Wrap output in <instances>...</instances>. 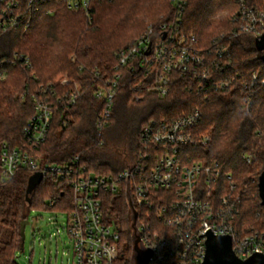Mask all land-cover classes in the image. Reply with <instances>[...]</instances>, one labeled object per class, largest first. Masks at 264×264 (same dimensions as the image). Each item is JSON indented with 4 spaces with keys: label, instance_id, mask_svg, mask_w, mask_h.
I'll return each instance as SVG.
<instances>
[{
    "label": "trees",
    "instance_id": "1",
    "mask_svg": "<svg viewBox=\"0 0 264 264\" xmlns=\"http://www.w3.org/2000/svg\"><path fill=\"white\" fill-rule=\"evenodd\" d=\"M241 1L189 0L182 16L183 34L199 48L214 50L221 36L234 30L231 19ZM243 1L249 7L264 8V0ZM46 8L54 9L53 14L31 13L27 33L11 29L0 34V61L20 52L33 62L31 69L9 68L7 78L0 80V156L3 144L29 150L44 164L66 163L80 154L94 172L116 175L127 169L142 149L141 133L151 120L173 121L200 111L202 117L195 130L197 135L207 136L209 143L189 148V153L205 163H219L224 175H232L241 193L238 230L264 235V206L257 182L264 172V61L255 36L241 34L221 43L230 49L226 70L238 74L244 85L254 75L259 76L247 108L245 86L200 94L187 78L173 74L169 93L161 95L151 89L153 77H144L139 68L115 69L119 51L132 45L149 26L158 28L175 21L171 0H104L94 5L92 20L84 10H69L62 4L49 3ZM119 72L123 74L121 87L105 129L118 133L124 157L104 150L101 141L105 129L99 132L96 125L105 107L104 101L96 98V89ZM65 77L83 93L74 105H56L49 136L34 149L23 135L35 112L34 98L41 84H52L57 96L72 91V84L63 85ZM245 154L254 159L248 162ZM34 175L31 169L21 167L12 180L3 182L0 167V264H18L21 224L30 220L33 209L66 213L74 209L72 192L52 175L44 176L29 192ZM52 200L55 205L50 204ZM102 202L107 219L121 228L124 252L113 264H132L131 208L125 184L120 192L102 193ZM136 209L140 227L142 223L152 228L163 226L152 215L150 221L145 208L136 205Z\"/></svg>",
    "mask_w": 264,
    "mask_h": 264
},
{
    "label": "built area",
    "instance_id": "2",
    "mask_svg": "<svg viewBox=\"0 0 264 264\" xmlns=\"http://www.w3.org/2000/svg\"><path fill=\"white\" fill-rule=\"evenodd\" d=\"M104 0H0V34L11 29L27 33L31 27V13L50 15L54 9L49 3L62 4L69 10H84L90 20L96 3ZM111 1V0H108ZM176 11L173 23L149 26L147 31L132 45L118 53L115 69L139 68L144 77H153L151 89L167 95L173 74L187 78L200 94L222 92L245 86V106L250 108L253 89L259 76H253L249 84L229 70L225 59L230 49L222 42L241 34L255 38L264 33V8L249 7L243 0L238 12L232 17L235 25L230 34H223L214 50H204L189 42L182 32V16L189 0H171ZM75 60V57L72 58ZM24 66L33 68L29 55L15 52L10 58L0 61V80L7 78L9 68ZM123 74L108 79L96 89V98L104 101L105 107L96 125L102 132L113 116L118 89ZM64 86L73 85V90L57 96L52 84H41L35 97V112L23 129V135L34 149L46 142L58 103L74 105L83 90L65 77ZM264 85V81H263ZM200 111L173 121L151 120L142 130V149L130 161V166L119 174H100L91 170L81 155L61 164H44L29 150L12 149L3 144L0 156L1 180H12L21 167L33 172L52 175L72 192L74 209L68 214L64 232L69 237L71 264H113L122 252L121 228L110 222L105 214L102 193L120 192L129 182L134 205L147 211L163 226L152 228L146 223L139 226L146 247L153 250L150 264H203L207 255L209 234L232 237L233 249L241 259L255 253L264 254V235L259 232L241 233L236 222L239 217L241 193L231 174L224 175L219 163H205L189 153L188 149L208 146L209 138L199 136L196 126ZM251 161V155H244ZM55 205L56 201H50ZM152 215V216H151ZM59 232V231H58ZM51 236H57L53 234ZM60 251L43 264H60ZM67 255L64 251L63 256ZM61 264H64L62 258Z\"/></svg>",
    "mask_w": 264,
    "mask_h": 264
},
{
    "label": "rangeland",
    "instance_id": "3",
    "mask_svg": "<svg viewBox=\"0 0 264 264\" xmlns=\"http://www.w3.org/2000/svg\"><path fill=\"white\" fill-rule=\"evenodd\" d=\"M103 132L101 146L104 150L117 157L122 155L124 143L119 142L118 133L109 129H105ZM67 221L68 214L66 212L42 208L33 209L30 215V223L26 226L22 249L17 255L18 264H43L46 258L55 257L58 250L60 251L59 263L61 264L62 258H64V264H71L73 255H69V237L64 232ZM53 234H57V236H51ZM64 251L67 253L65 256H63ZM123 252L124 247L122 246L121 254Z\"/></svg>",
    "mask_w": 264,
    "mask_h": 264
},
{
    "label": "water",
    "instance_id": "4",
    "mask_svg": "<svg viewBox=\"0 0 264 264\" xmlns=\"http://www.w3.org/2000/svg\"><path fill=\"white\" fill-rule=\"evenodd\" d=\"M259 50L263 52L264 61V33L256 38ZM44 177L42 172H36L29 183V192L36 187L37 183ZM259 195L264 206V172L258 179ZM127 198L131 208V228L133 238L132 264H150L153 257V250L145 246L142 240V232L138 226L139 212L136 209L127 183ZM30 220H25L21 224L22 246L25 238L26 226ZM203 264H264V254L255 253L247 259H241L233 249L232 237L229 235L216 236L209 234L207 238V255Z\"/></svg>",
    "mask_w": 264,
    "mask_h": 264
}]
</instances>
